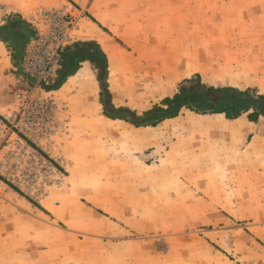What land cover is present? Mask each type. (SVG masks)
I'll list each match as a JSON object with an SVG mask.
<instances>
[{
    "label": "rangeland",
    "instance_id": "rangeland-1",
    "mask_svg": "<svg viewBox=\"0 0 264 264\" xmlns=\"http://www.w3.org/2000/svg\"><path fill=\"white\" fill-rule=\"evenodd\" d=\"M32 1L100 43L115 107L195 73L264 93V0ZM23 57L0 72V264H264V117L135 127L104 115L89 62L54 88L60 66L39 82Z\"/></svg>",
    "mask_w": 264,
    "mask_h": 264
},
{
    "label": "trees",
    "instance_id": "trees-1",
    "mask_svg": "<svg viewBox=\"0 0 264 264\" xmlns=\"http://www.w3.org/2000/svg\"><path fill=\"white\" fill-rule=\"evenodd\" d=\"M33 34V28L19 13L7 15L0 24V40L9 49L14 66L21 62L24 46ZM83 62H89L97 70L104 115L112 119H123L135 127L155 126L165 119L178 116L182 110L197 114H223L227 119L245 114L247 120L253 122L264 117V93L207 84L198 73L182 79L172 95L163 97L141 113L128 107H115L106 86L107 56L95 40H74L63 48L54 88L73 75Z\"/></svg>",
    "mask_w": 264,
    "mask_h": 264
},
{
    "label": "built area",
    "instance_id": "built-area-1",
    "mask_svg": "<svg viewBox=\"0 0 264 264\" xmlns=\"http://www.w3.org/2000/svg\"><path fill=\"white\" fill-rule=\"evenodd\" d=\"M73 20V16L54 10H37L31 16L30 24L36 27L37 33L31 39V46L24 54L22 62L31 74L38 77L39 82L54 76L59 68L61 51L73 40ZM37 23L46 25L47 30L40 31ZM35 107L40 109L43 103H35Z\"/></svg>",
    "mask_w": 264,
    "mask_h": 264
},
{
    "label": "crops",
    "instance_id": "crops-1",
    "mask_svg": "<svg viewBox=\"0 0 264 264\" xmlns=\"http://www.w3.org/2000/svg\"><path fill=\"white\" fill-rule=\"evenodd\" d=\"M1 1V0H0ZM6 3H4V11H0V24H2L6 18L7 15L11 14V13H19L22 18H24L28 23L30 22L31 20V17L25 15L27 10L33 6V4L35 2H33L32 0H2ZM89 8L87 7L86 10H88ZM34 13V12H33ZM32 13V14H33ZM31 14V16H32ZM82 19V17H81ZM73 40H95L97 43H99L95 37H83V38H76V39H73ZM72 40V41H73ZM101 43L103 44V42L101 41ZM100 45V43H99ZM101 46V45H100ZM104 46V45H103ZM102 48V46H101ZM105 48V47H104ZM103 49V48H102ZM104 51V50H103ZM2 55H5V61H4V64L1 63V58H0V72L1 73H4L5 69H8L9 68V65H13L11 63V56H10V52L7 50V47L5 45L4 42H2L0 40V57H2ZM23 57V55H22ZM84 63V62H83ZM217 114V113H216ZM219 115H223V114H219ZM224 116V115H223ZM242 116V115H241ZM239 116V117H241ZM239 117L237 118H233V119H227V120H237ZM168 119H171V118H168ZM166 120V119H165ZM249 121V120H248ZM249 122H253V121H249ZM140 127H146V126H140Z\"/></svg>",
    "mask_w": 264,
    "mask_h": 264
},
{
    "label": "bare ground",
    "instance_id": "bare-ground-1",
    "mask_svg": "<svg viewBox=\"0 0 264 264\" xmlns=\"http://www.w3.org/2000/svg\"><path fill=\"white\" fill-rule=\"evenodd\" d=\"M102 42H103L106 52L110 54V52L112 51L111 45L105 41H102Z\"/></svg>",
    "mask_w": 264,
    "mask_h": 264
}]
</instances>
